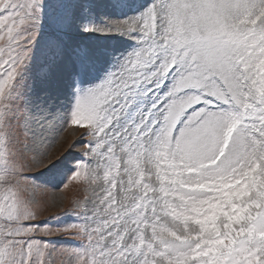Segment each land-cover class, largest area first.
I'll use <instances>...</instances> for the list:
<instances>
[{
  "label": "snow or ice",
  "instance_id": "1",
  "mask_svg": "<svg viewBox=\"0 0 264 264\" xmlns=\"http://www.w3.org/2000/svg\"><path fill=\"white\" fill-rule=\"evenodd\" d=\"M0 264H264V0H0Z\"/></svg>",
  "mask_w": 264,
  "mask_h": 264
},
{
  "label": "rangeland",
  "instance_id": "2",
  "mask_svg": "<svg viewBox=\"0 0 264 264\" xmlns=\"http://www.w3.org/2000/svg\"><path fill=\"white\" fill-rule=\"evenodd\" d=\"M99 43H117V41H105L101 39ZM121 47H126V44H121ZM79 138V131H74L71 127L66 129L63 133L59 134V136L54 140L52 143V146L50 148V153L53 158L59 157L61 154H64L67 150L70 144H73L75 141H77ZM86 139V138H85ZM84 147L82 143H75V146L68 152V159H71L73 156H78L81 149ZM37 179L41 181H53L56 182L57 185L61 181L62 177L58 176L56 174L55 170H51L45 173L37 174ZM66 195L71 197L72 195H83L82 189L78 190V186L75 184H72L69 186V189L66 192ZM67 204V201H65V205ZM58 211L57 208H49L44 213L41 214V218L44 216L49 215L51 212Z\"/></svg>",
  "mask_w": 264,
  "mask_h": 264
}]
</instances>
